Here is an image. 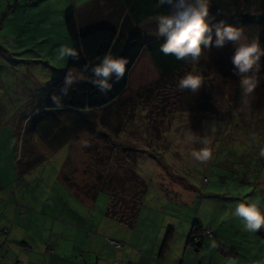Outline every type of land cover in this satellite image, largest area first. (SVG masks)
<instances>
[{
  "label": "rangeland",
  "instance_id": "obj_1",
  "mask_svg": "<svg viewBox=\"0 0 264 264\" xmlns=\"http://www.w3.org/2000/svg\"><path fill=\"white\" fill-rule=\"evenodd\" d=\"M221 1L209 0L210 18L241 28L248 42L255 33L252 30L256 25L252 21H256L257 15H264V0L251 3L245 9L246 18L235 11L239 3L248 6L244 0H233L224 8ZM70 12L80 20L78 29L82 32L87 22L106 21L119 27L125 8L120 0H0V157L3 156L0 176L24 180L20 183L27 187V201L19 200L20 206L42 215L26 213L25 235L35 234L41 239L46 236L43 242L41 239L29 242L33 248L24 249L12 263L4 255L13 244L0 241V264H82L97 252L110 254L113 248L120 249L112 244L111 248L105 242L101 246L92 234L98 232L104 241L106 237L115 239L105 233L116 231L130 236L134 230L105 213L109 194L97 191L91 199L56 182L58 171H63L74 183L73 188L82 190L83 183L93 181L97 169H106L107 164L113 167L117 160L135 159V172L146 184L140 206L144 211L135 220V231H141V225L146 228L139 238H159L162 242L168 235L167 239L174 241L184 232L188 233L194 221L207 219L219 227L211 237L206 236L213 243L218 240L229 245L232 239L241 242L246 231H242L241 219L232 215L237 203L255 200L264 211V158L259 156L264 148V88L260 84V78H264V57L258 74L260 83L246 98H243L239 77L232 71L234 45L229 43L220 49L205 50L199 63L187 64L127 102L113 106L101 118L49 109L54 116L42 112L18 125L13 120L15 115L20 117L23 111L41 105L50 95L53 81L68 64L69 58L57 60V55L61 45L73 48L64 24ZM168 12L147 18L136 26L146 41L159 38L156 17ZM193 68L194 74L203 79L201 88L196 93L178 90V80ZM52 122H57L61 131L51 132L54 136L48 137L49 144L42 143L39 130L36 133H40L38 141L52 149L46 162L14 174L16 169L3 162L11 160L17 146V138L15 141L13 136L15 127L19 126L29 137L36 123L41 130L50 132ZM87 125L92 128L79 129ZM189 130L196 135H207L211 141L212 156L207 162H197L190 156L194 148L199 150L202 145L186 141L185 133ZM72 135V140L60 143ZM24 142L21 140L20 144ZM69 150L73 156L70 155L64 169L58 167L56 160L66 156ZM45 180L49 189L42 186ZM20 183L15 185L20 187ZM164 188L184 191L179 190L183 194L176 197ZM8 202L13 208L18 206L14 201ZM3 206L4 202L0 201V211ZM61 221L75 226L83 224L87 230L81 234L73 228L74 234L68 239L58 230L63 225ZM3 227L0 225V232ZM50 236L62 240L61 244L55 246ZM15 251L11 248L8 253Z\"/></svg>",
  "mask_w": 264,
  "mask_h": 264
},
{
  "label": "trees",
  "instance_id": "obj_2",
  "mask_svg": "<svg viewBox=\"0 0 264 264\" xmlns=\"http://www.w3.org/2000/svg\"><path fill=\"white\" fill-rule=\"evenodd\" d=\"M120 1L125 8V13L118 28L101 25L80 32L74 12L65 16L66 32L73 43V49L79 53V60L69 58L66 68L53 81L52 91L44 101L46 109L71 110L79 115L87 114V116L93 115L96 118H101L113 106L127 102L133 95L139 94L142 90L150 88L175 72H179L190 63L177 60L171 54H163L160 51V45L164 42L162 37L146 41L136 29V26L145 19L159 13H167L169 10L167 5L157 7V0ZM244 1L248 3V6L243 7L239 3L235 10L242 18L248 16L245 9L255 0ZM232 2L233 0H222L221 3L224 4L221 6L224 8L223 6ZM250 17L254 16L250 15ZM255 18L256 21H252L254 23L252 25H256L252 30L255 33L252 34V39L248 42L255 39L264 48V15L260 14ZM1 20L0 18V25H2ZM105 54L124 58L127 61L124 77L119 82L111 81L112 90L106 94L99 92L88 82L91 79V72L86 70L87 66L98 64ZM69 72L73 76L82 75L84 79L74 84L68 95L62 97V107L58 108L52 103L50 97L53 93L59 95L65 75ZM260 79V84L264 88V78ZM81 127L79 129L92 128L90 125ZM86 151L91 152L88 149ZM133 160H117L112 164L113 167L107 164L106 169H97L93 181L83 183L82 190L76 186L77 190L74 189V183L64 174H62V179L72 191L82 192L91 199L95 197L97 191H106L110 196V202L106 209L107 215L115 218L119 223L131 225L136 219L146 192V184L136 174L135 159ZM202 228L199 222L194 221L188 242L194 246L198 241L201 242L204 237L201 235ZM255 233L264 237V228Z\"/></svg>",
  "mask_w": 264,
  "mask_h": 264
},
{
  "label": "crops",
  "instance_id": "obj_3",
  "mask_svg": "<svg viewBox=\"0 0 264 264\" xmlns=\"http://www.w3.org/2000/svg\"><path fill=\"white\" fill-rule=\"evenodd\" d=\"M9 18V17H7ZM77 24L80 23V20L76 18ZM121 21V20H120ZM83 22V21H82ZM84 23V22H83ZM14 24V23H13ZM101 25H108L113 26V24H108L105 22H98V24H89L84 23V30L86 31L91 28L101 26ZM117 27L118 26H113ZM6 30L8 31V28L6 27ZM18 30V28H17ZM12 31V29H11ZM17 111L20 110V108L16 109ZM54 111H60L55 109H50ZM49 109H46V105L44 102H42L41 105L36 106L35 108H32L31 110L23 111L21 113L20 117H17L15 115L14 121L16 124L20 125V123L25 122L26 120H30L33 116H37L38 114L42 112H47L51 116H54L52 112H50ZM17 114V113H16ZM22 121V122H21ZM53 124V130L50 129V132L48 130H41V126H39V123L35 124V128H32L30 130V136L26 137L25 131L20 130V127L17 126L16 131H14L15 141L17 138V146H15V150L12 152L13 156L9 162H3L8 165L9 163L13 166V168L16 169L15 173H18V170L23 171L22 169H29L30 167H33L35 165H42L46 161V159L49 157L48 155L51 152V147H45L42 143L49 144L48 137H53V133L51 132H59L61 131L58 128L57 122H52ZM52 128V127H51ZM41 132L42 135V143L39 142V136L40 133L36 134L37 132ZM72 136L69 138H63L61 139L60 143L63 141H69L72 140ZM24 140L25 142L21 145L20 141ZM59 143V138L58 141ZM54 145V144H53ZM56 149L55 146L53 147V150ZM70 155L73 156V151L69 150L68 154L66 156H63L56 160V163L58 167L64 169L66 161L70 158ZM3 156L0 157V161H2ZM59 162V163H58ZM15 163V165H14ZM19 163V165H18ZM40 163V164H39ZM4 165V164H3ZM62 173L63 171H58V174L56 176V182H61L64 186L68 188L69 191L71 189L65 184V182L62 179ZM24 181V180H22ZM18 177H6V176H0V201L4 202L3 209L0 211V225L4 226L3 228H9L8 232L6 234V237L0 236L1 243L6 241L8 243H12L13 246H10L11 248L16 249L14 253H8L9 250L6 251V259L9 260L10 263H12V260L15 256L21 253H24V249H31L33 248L31 245H29V242L36 241L38 239H41V236H37L33 234L25 235V230L27 228L28 218H26L27 212H33L34 215H41L37 212H35L34 209L28 210L24 206H20L19 200H26L27 198V187L24 186V183L22 182ZM18 182L20 183V187H17L15 184ZM52 183V182H51ZM59 183V184H61ZM44 185V186H43ZM42 186L49 189V183L42 182ZM165 192L172 193L174 192L176 197H181L183 192L179 193V190H182L181 188L178 189V191L171 189L166 190L163 189ZM24 191V192H23ZM171 191V192H170ZM184 191V190H182ZM3 196V197H2ZM8 201H14L18 203V206L13 208V205ZM27 201V200H26ZM35 201V198L33 199ZM90 201V198L88 199ZM202 202V201H201ZM144 209L140 208L138 210L136 221L139 219L140 215ZM106 213V211H105ZM107 214V213H106ZM42 216V215H41ZM40 216V217H41ZM34 218H32V221ZM199 222V225L201 227L209 226L213 229V231H219L218 225L213 226V221L208 222L207 219H199L196 220ZM217 221V220H216ZM63 224L62 226L58 227L59 232L65 233L66 237L70 239L72 235L74 234L73 228L76 230H80V233L82 234L84 229L83 224H79V226H75L74 223H69L67 221H61ZM59 222H57L58 226ZM74 225V226H73ZM83 226V227H82ZM130 226L134 227V230H131L130 236L120 235L117 234L115 231L114 233H105L104 235L112 236L116 240H119L122 242V247L120 249H114L112 245L106 240L103 241V238L101 237V234L98 232H94V239L98 240L99 244L104 247L105 242L108 246L113 248L111 250V255L106 251L104 254H101L97 252L94 254V257L90 259H84L82 264H128L127 261H130V264H264V237L256 234L255 232L246 231L245 229H242V231H246L245 238L241 242H235L233 239L231 240V243L229 245H225L221 242H218V240L215 241V243L212 242V238L209 239L207 237H203L202 241L200 242V245H193L191 242H188V237L190 235L191 229L188 231V233L184 232L182 236H179L175 240L169 241L168 235L163 239L161 242L159 238L156 239H147L148 237L140 236L141 234H144L146 231V228H144V225H141L142 229L141 231H135L136 222L134 221L133 224ZM152 227V226H150ZM90 231V230H89ZM151 231V230H150ZM149 231V233H150ZM49 232V231H48ZM149 235V234H148ZM147 235V236H148ZM45 237L41 239V242H43ZM51 240L54 242L55 246L60 245V239H53L52 236H50ZM168 238V239H167ZM173 238V237H172ZM66 243H69L66 241ZM192 244V246H190ZM213 244L215 246H213ZM22 248V249H21ZM136 248H139L136 250ZM233 249V251H232ZM202 253H201V252ZM89 253H92L89 250ZM26 254V253H25ZM103 256V258L101 257ZM217 257L220 259L217 260ZM105 260V261H101ZM20 264V263H19Z\"/></svg>",
  "mask_w": 264,
  "mask_h": 264
},
{
  "label": "clouds",
  "instance_id": "obj_4",
  "mask_svg": "<svg viewBox=\"0 0 264 264\" xmlns=\"http://www.w3.org/2000/svg\"><path fill=\"white\" fill-rule=\"evenodd\" d=\"M164 5L169 8L168 14L156 17V35L164 39L160 51L195 65L199 63L203 50H211L213 47L220 49L231 43L234 45L231 57L233 74L239 77L243 98L251 96L260 83L258 74L261 71V58L264 57V48L259 42L255 39L247 42L243 30L237 26L224 21L214 22L209 14V0H157V7ZM65 58L79 60V53L61 45L57 60ZM126 63L124 58L105 54L98 64L87 66L86 70L91 72L88 82L106 94L112 90L111 81L119 82L124 77ZM194 73L195 68L178 80V90L196 93L201 88L203 79ZM82 79V75L66 73L59 95L53 93L50 97L52 103L58 108L62 107V97L67 96L72 86ZM185 139L202 145L199 150L194 148L190 152L193 160L203 163L211 159V141L207 135H196L189 130L185 133ZM259 156L264 158V148L260 150ZM232 215L241 219L246 231L257 232L264 228V211L255 200L237 203Z\"/></svg>",
  "mask_w": 264,
  "mask_h": 264
},
{
  "label": "built area",
  "instance_id": "obj_5",
  "mask_svg": "<svg viewBox=\"0 0 264 264\" xmlns=\"http://www.w3.org/2000/svg\"><path fill=\"white\" fill-rule=\"evenodd\" d=\"M7 231H8L7 228H3L0 233L6 234ZM201 235L204 237H206V236L210 237L213 235V230L209 226H205L201 230ZM106 242L112 244L115 248L122 247V242L119 240H115V239L106 237Z\"/></svg>",
  "mask_w": 264,
  "mask_h": 264
},
{
  "label": "water",
  "instance_id": "obj_6",
  "mask_svg": "<svg viewBox=\"0 0 264 264\" xmlns=\"http://www.w3.org/2000/svg\"><path fill=\"white\" fill-rule=\"evenodd\" d=\"M196 244H197V245H200V242L198 241Z\"/></svg>",
  "mask_w": 264,
  "mask_h": 264
}]
</instances>
